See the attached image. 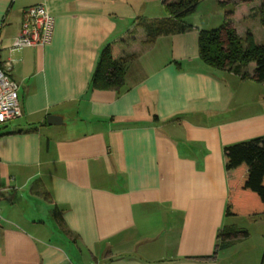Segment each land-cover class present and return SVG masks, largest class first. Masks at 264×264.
Segmentation results:
<instances>
[{"label": "crops", "instance_id": "obj_1", "mask_svg": "<svg viewBox=\"0 0 264 264\" xmlns=\"http://www.w3.org/2000/svg\"><path fill=\"white\" fill-rule=\"evenodd\" d=\"M115 2L0 0V65L21 108L0 125V264L249 263L215 253L232 225L223 149L264 136V82L204 65L191 23L144 44ZM36 4L51 41L10 49ZM134 30L115 56H135L123 90L90 89L103 47Z\"/></svg>", "mask_w": 264, "mask_h": 264}, {"label": "trees", "instance_id": "obj_2", "mask_svg": "<svg viewBox=\"0 0 264 264\" xmlns=\"http://www.w3.org/2000/svg\"><path fill=\"white\" fill-rule=\"evenodd\" d=\"M166 16L163 18H137V24L145 33L143 43L153 44L160 36L183 32L189 28L183 19L195 12L201 0H161ZM254 2L256 4L252 5ZM219 6L232 5L226 12L227 21L216 29H202L198 35L199 57L202 63L215 69L232 71L242 78L264 82V42H259L254 28L244 37L237 33L235 19L249 16L258 7L259 23L264 28V0H217ZM231 18L233 19L231 21ZM139 19V20H138ZM120 45L106 44L90 82V89H114L121 92L125 83V72L135 58L128 55L115 56ZM253 64L249 74L246 68ZM225 170L228 173V199L226 216H256L264 214V136L226 145L223 149ZM246 230H234L232 226L222 228L217 234L215 249L224 248L235 240L247 239ZM207 260L209 257H192ZM260 264H264V252Z\"/></svg>", "mask_w": 264, "mask_h": 264}, {"label": "rangeland", "instance_id": "obj_3", "mask_svg": "<svg viewBox=\"0 0 264 264\" xmlns=\"http://www.w3.org/2000/svg\"><path fill=\"white\" fill-rule=\"evenodd\" d=\"M124 2L123 8L120 6V2ZM256 1V0H254ZM116 3V2H115ZM256 4L254 2L252 5ZM116 6L122 11H117L116 7H108L111 12H121L122 19L119 20L121 25L128 21L129 11L133 12L135 15L132 19V26L136 27L137 18H145L147 20L154 18H163L166 16V12L163 8L161 0H117ZM126 10V11H125ZM232 10V5L227 4L225 6H219L217 0H201L197 9L191 15L185 17L183 21L186 23H191L198 28L204 29H216L223 25L226 21V12ZM136 18V19H135ZM136 20V21H135ZM139 20V19H138ZM233 19L231 18V21ZM235 27L237 28V33L244 37L247 30L254 28V32L257 34V39L259 42H264V28L259 23L258 7L255 6L254 10L249 14V16L242 19H235L233 21ZM140 28L139 25H137ZM131 34V33H130ZM132 35L134 37H132ZM140 30H134L131 36H127L120 47H124L131 44L132 41H137L140 39ZM130 55L129 53L122 54V57ZM253 69V64H250L246 69ZM264 87V84L262 85ZM261 86V89H262ZM264 95V92L259 90L257 96ZM228 224L232 223L234 230H246L249 233L247 239L235 240L234 244L229 248H223L218 252V256L222 258L223 262L227 263L230 252H238V254H243L246 252L250 257L248 259L249 263L240 264H260L262 255L264 252V214L256 216H229L227 218Z\"/></svg>", "mask_w": 264, "mask_h": 264}, {"label": "built area", "instance_id": "obj_4", "mask_svg": "<svg viewBox=\"0 0 264 264\" xmlns=\"http://www.w3.org/2000/svg\"><path fill=\"white\" fill-rule=\"evenodd\" d=\"M54 17L42 4L24 8L19 33L14 37L10 49L42 47L52 38ZM9 64V62H7ZM19 85L0 65V125L20 114Z\"/></svg>", "mask_w": 264, "mask_h": 264}, {"label": "water", "instance_id": "obj_5", "mask_svg": "<svg viewBox=\"0 0 264 264\" xmlns=\"http://www.w3.org/2000/svg\"><path fill=\"white\" fill-rule=\"evenodd\" d=\"M47 123L49 125H60L63 124L62 117L57 115H49L47 118Z\"/></svg>", "mask_w": 264, "mask_h": 264}]
</instances>
